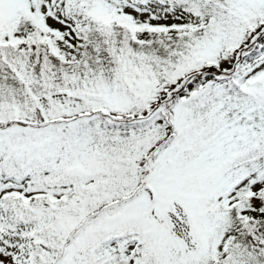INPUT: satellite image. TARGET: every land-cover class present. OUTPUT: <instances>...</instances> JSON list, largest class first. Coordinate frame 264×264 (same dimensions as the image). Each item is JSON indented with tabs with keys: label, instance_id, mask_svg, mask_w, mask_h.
<instances>
[{
	"label": "snow or ice",
	"instance_id": "snow-or-ice-1",
	"mask_svg": "<svg viewBox=\"0 0 264 264\" xmlns=\"http://www.w3.org/2000/svg\"><path fill=\"white\" fill-rule=\"evenodd\" d=\"M0 264H264V0H0Z\"/></svg>",
	"mask_w": 264,
	"mask_h": 264
}]
</instances>
